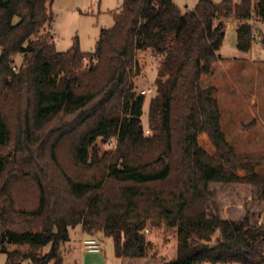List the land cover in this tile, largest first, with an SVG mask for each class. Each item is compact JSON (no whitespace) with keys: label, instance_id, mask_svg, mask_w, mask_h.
Listing matches in <instances>:
<instances>
[{"label":"trees","instance_id":"1","mask_svg":"<svg viewBox=\"0 0 264 264\" xmlns=\"http://www.w3.org/2000/svg\"><path fill=\"white\" fill-rule=\"evenodd\" d=\"M54 1L0 0L5 264H62L77 226L112 237L121 264H264V157L236 153L217 88L201 85L222 59L227 17L240 21V50L260 36L264 44V0H199L188 10L175 0H122L88 53L78 39L57 50ZM139 51L156 60L147 126L146 95L134 81ZM203 133L213 153L201 146ZM112 138L116 147L104 150ZM212 184L252 187L257 209L224 218ZM161 227L176 230L170 260L146 238Z\"/></svg>","mask_w":264,"mask_h":264},{"label":"rangeland","instance_id":"2","mask_svg":"<svg viewBox=\"0 0 264 264\" xmlns=\"http://www.w3.org/2000/svg\"><path fill=\"white\" fill-rule=\"evenodd\" d=\"M199 0H175L183 9H193ZM220 3L223 0H212ZM238 2L239 0H234ZM122 8V0H55L51 6L54 14L51 32L58 51L69 50L76 39L83 52H93L103 29L112 28L115 14ZM240 21L231 15L225 19V37L219 49L221 60L214 63L213 71L203 76L202 87L217 88V98L221 109V124L229 142L238 155L259 159L264 157V44L262 36L254 42L249 51L237 46V27ZM264 30V29H263ZM1 54V48H0ZM138 61L141 72L134 81L139 91L151 89L154 92L156 60L150 51H139ZM23 56L15 57V65L20 67ZM152 92L146 95L142 120L148 125V114ZM203 148L213 153L214 148L206 134L199 136ZM116 147L112 138L102 145L104 150ZM264 174V166L259 169ZM215 199L224 218L240 219L247 212L257 209L258 201L252 187L243 184H212ZM81 226L71 229V240L66 243L62 264H121L116 257L114 240L102 231L93 232L101 247V252L82 250L80 243ZM146 238L152 243V253L170 260L177 255V235L175 229L166 227L146 230ZM6 263V255L0 253V264ZM23 264H31L24 261ZM209 264V263H206Z\"/></svg>","mask_w":264,"mask_h":264},{"label":"built area","instance_id":"3","mask_svg":"<svg viewBox=\"0 0 264 264\" xmlns=\"http://www.w3.org/2000/svg\"><path fill=\"white\" fill-rule=\"evenodd\" d=\"M255 13H253L254 16ZM257 35L256 30L253 31L252 36L255 38ZM13 71H18V67L15 65L13 67ZM152 90L151 89H146V90H142L141 93L144 95H148L149 93H151ZM82 249L84 251H88V252H92V253H98L101 252V247L100 244L98 243V241L96 240V238L90 236L86 239L83 240L82 242ZM50 264H54V262L52 261Z\"/></svg>","mask_w":264,"mask_h":264},{"label":"crops","instance_id":"4","mask_svg":"<svg viewBox=\"0 0 264 264\" xmlns=\"http://www.w3.org/2000/svg\"><path fill=\"white\" fill-rule=\"evenodd\" d=\"M51 29H52V26H51ZM81 227H82V226H81ZM96 233H97V232H96ZM96 233H94V234H96ZM94 234H93V233H88V232L84 231L83 228H81L80 243L82 244L83 240L86 239V238H88V237H90V236L94 237ZM94 238H95V237H94ZM68 243H69V242H68ZM66 247H67V246H66ZM67 248L72 249V246H69V247H67ZM80 248L82 249V247H80ZM72 250H76V249L73 248ZM82 250H83V249H82ZM71 252H72V251H67V252L63 255V257H67L68 255L71 254Z\"/></svg>","mask_w":264,"mask_h":264},{"label":"water","instance_id":"5","mask_svg":"<svg viewBox=\"0 0 264 264\" xmlns=\"http://www.w3.org/2000/svg\"><path fill=\"white\" fill-rule=\"evenodd\" d=\"M165 264H170V262H166Z\"/></svg>","mask_w":264,"mask_h":264}]
</instances>
